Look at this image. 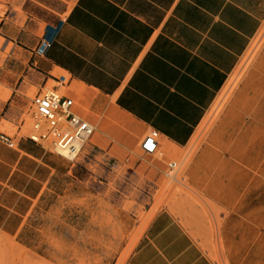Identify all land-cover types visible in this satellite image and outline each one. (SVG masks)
I'll return each mask as SVG.
<instances>
[{
	"label": "crops",
	"instance_id": "0c3cea01",
	"mask_svg": "<svg viewBox=\"0 0 264 264\" xmlns=\"http://www.w3.org/2000/svg\"><path fill=\"white\" fill-rule=\"evenodd\" d=\"M263 23L264 0H73L51 46L29 69L35 92L65 82L55 89L78 99L81 109L72 99V111L80 118L111 109L145 134L154 130L158 144L182 148ZM20 101L28 100L10 88L0 106L18 113ZM19 132L11 146L0 141V233L58 263L57 254L29 242L41 240V230L42 241L53 239L43 235L46 224L78 223L73 216L89 202L72 193L94 194L87 168L93 159L66 160ZM184 177L220 212L215 239L222 264H264V43ZM92 215L87 223L94 225ZM124 264L215 263L164 209Z\"/></svg>",
	"mask_w": 264,
	"mask_h": 264
},
{
	"label": "rangeland",
	"instance_id": "374dc122",
	"mask_svg": "<svg viewBox=\"0 0 264 264\" xmlns=\"http://www.w3.org/2000/svg\"><path fill=\"white\" fill-rule=\"evenodd\" d=\"M72 1L0 0V28L4 34H0V100L7 98L10 88L28 100L18 103V113L9 112L7 104L0 106V133L12 137L20 129L19 135L25 134L30 123L29 100L37 85L29 69L36 57L25 47L57 27ZM263 43L264 23L182 148H166L159 142L153 154L143 155L139 143L146 131L129 119L111 109L99 115L87 112L89 119L81 115L94 131L72 161L77 162L82 155L93 159L87 168L94 174V194L81 188L72 194L78 195L80 203L88 200V209H77L78 218L73 216L77 224L44 225L43 235L53 239L42 241L41 230V240L29 242L36 250L40 247V251L45 248L57 254L58 263L42 260L0 233V264H124L149 220L164 209L174 215L212 262L222 264L215 239L220 212L192 192L184 172ZM53 85L51 82L46 88ZM72 99L75 108L81 109L78 99ZM170 161L181 164L175 180L165 176ZM91 212L94 225L87 223L92 221Z\"/></svg>",
	"mask_w": 264,
	"mask_h": 264
},
{
	"label": "built area",
	"instance_id": "2783aa9c",
	"mask_svg": "<svg viewBox=\"0 0 264 264\" xmlns=\"http://www.w3.org/2000/svg\"><path fill=\"white\" fill-rule=\"evenodd\" d=\"M57 27L50 28L48 33H42L37 44L31 50L35 57H41L51 46ZM65 82L46 88L42 84L31 98L28 111L29 126L23 135L27 141L45 145L55 154L72 161L79 153L83 143L93 134V126L86 120L73 113V101L63 90ZM20 133V132H19ZM12 138L0 134V141L11 146ZM158 148V136L154 130L148 131L139 143V151L143 155H151ZM180 163L170 161L166 164L165 176L175 180V174Z\"/></svg>",
	"mask_w": 264,
	"mask_h": 264
},
{
	"label": "bare ground",
	"instance_id": "6f19581e",
	"mask_svg": "<svg viewBox=\"0 0 264 264\" xmlns=\"http://www.w3.org/2000/svg\"><path fill=\"white\" fill-rule=\"evenodd\" d=\"M118 136V135H117ZM120 138V137H119Z\"/></svg>",
	"mask_w": 264,
	"mask_h": 264
}]
</instances>
